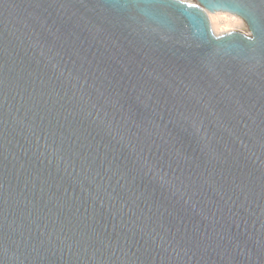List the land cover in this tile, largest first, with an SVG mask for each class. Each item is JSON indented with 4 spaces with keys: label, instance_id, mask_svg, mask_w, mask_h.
Segmentation results:
<instances>
[{
    "label": "water",
    "instance_id": "obj_1",
    "mask_svg": "<svg viewBox=\"0 0 264 264\" xmlns=\"http://www.w3.org/2000/svg\"><path fill=\"white\" fill-rule=\"evenodd\" d=\"M0 264H264V0H0Z\"/></svg>",
    "mask_w": 264,
    "mask_h": 264
},
{
    "label": "bare ground",
    "instance_id": "obj_2",
    "mask_svg": "<svg viewBox=\"0 0 264 264\" xmlns=\"http://www.w3.org/2000/svg\"><path fill=\"white\" fill-rule=\"evenodd\" d=\"M211 25L215 32H227L230 30L247 29L245 21L238 16L225 11L209 12Z\"/></svg>",
    "mask_w": 264,
    "mask_h": 264
},
{
    "label": "rangeland",
    "instance_id": "obj_3",
    "mask_svg": "<svg viewBox=\"0 0 264 264\" xmlns=\"http://www.w3.org/2000/svg\"><path fill=\"white\" fill-rule=\"evenodd\" d=\"M191 1H193V0H191ZM209 17H210V15H209ZM246 28H247V25H246ZM237 30H241V31H245V32H248V28L245 30V29H242V28H240V29H237Z\"/></svg>",
    "mask_w": 264,
    "mask_h": 264
},
{
    "label": "snow or ice",
    "instance_id": "obj_4",
    "mask_svg": "<svg viewBox=\"0 0 264 264\" xmlns=\"http://www.w3.org/2000/svg\"><path fill=\"white\" fill-rule=\"evenodd\" d=\"M215 7V5H213ZM248 39H252L251 37H248Z\"/></svg>",
    "mask_w": 264,
    "mask_h": 264
},
{
    "label": "built area",
    "instance_id": "obj_5",
    "mask_svg": "<svg viewBox=\"0 0 264 264\" xmlns=\"http://www.w3.org/2000/svg\"><path fill=\"white\" fill-rule=\"evenodd\" d=\"M186 1H191V0H186Z\"/></svg>",
    "mask_w": 264,
    "mask_h": 264
}]
</instances>
